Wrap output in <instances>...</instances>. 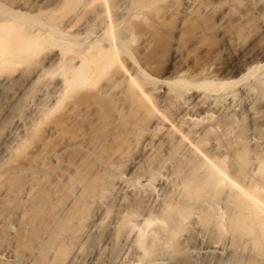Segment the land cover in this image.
<instances>
[{
    "label": "bare ground",
    "instance_id": "bare-ground-1",
    "mask_svg": "<svg viewBox=\"0 0 264 264\" xmlns=\"http://www.w3.org/2000/svg\"><path fill=\"white\" fill-rule=\"evenodd\" d=\"M0 109V264H264V0H0Z\"/></svg>",
    "mask_w": 264,
    "mask_h": 264
},
{
    "label": "rangeland",
    "instance_id": "rangeland-1",
    "mask_svg": "<svg viewBox=\"0 0 264 264\" xmlns=\"http://www.w3.org/2000/svg\"><path fill=\"white\" fill-rule=\"evenodd\" d=\"M161 12H162V11H161ZM177 18H178V17H177ZM177 18H176V16L174 15V16H172L169 20H167V21L169 22V23L167 22V26H169V27L166 26L167 28H165L164 31H167V32L169 33V35H171V36H172L173 34H175V29H174V28H175V26H176L175 23H177L176 21H178ZM211 18H212L213 20H215L214 17H213V16H210V15H209V17H208V16H207V17L205 16L204 18H203V17H202V18H199V19H197V21H196L195 19H192V21H194V22L196 21V25L193 26V24H192L193 28L190 27V28H191V31L189 30L190 33L188 32V33L185 35V37H186L187 35H188V36H187L186 38L184 37L185 40H183V42H184L183 44H184V45H185V44L188 45V44L190 43L189 41H192V38H193V37L195 38V35H194V34H195L197 28H202V26H203V27H205V28H210V30H209L210 32H209V33L212 34V35L210 34V35H211L210 37H211V40H212V41H210V48L212 49V51H213L214 49H216V47H217V45H218V41H217V40L214 41V39H215V38H214L215 34H214V36H213L214 31L211 29V27H212L213 25H215V24H213V22H215V21H213ZM192 21H191V23H194V22H192ZM168 24H169V25H168ZM194 24H195V23H194ZM199 24H200V25H199ZM198 26H200V27H198ZM213 27H214V26H213ZM195 28H196V30H195ZM211 31H213V32H211ZM193 33H194V34H193ZM189 34H190V35H189ZM189 36H190V37H189ZM194 38H193V39H194ZM212 38H213V39H212ZM170 39H171V38H170V36H169V39L162 40V41H161V44L159 43V44H160V46H159L160 49L157 48V47H158V46H157V47L155 48V50H154L155 52L161 53L160 56H163V57H161V58H162V60L165 61V62H167V61L170 59V51H169V50H170V43H171V42H170ZM190 39H191V40H190ZM213 41H214V42H213ZM137 42H138V40L136 41V43H137ZM188 42H189V43H188ZM216 42H217V43H216ZM136 43L134 44V46H132L133 49H134V50H133V49H132V50L134 51L135 54H137V55L139 54V55H140V53H139L140 50L137 49V48H140V46H138V44H136ZM138 43H140V42H138ZM211 43H212V44H211ZM186 45H185V46H186ZM137 46H138V47H137ZM134 47H135L136 49H135ZM214 47H215V48H214ZM211 49H210V51H211ZM138 50H139V51H138ZM159 50H160L161 52H159ZM137 51H138V52H137ZM155 52L152 53L151 56H153V55H157V54H158V53H155ZM2 115H3V111H2V109H0V117H1ZM78 121H79L78 123L81 124L82 121H81L80 119H78ZM82 123L84 124V121H83Z\"/></svg>",
    "mask_w": 264,
    "mask_h": 264
}]
</instances>
